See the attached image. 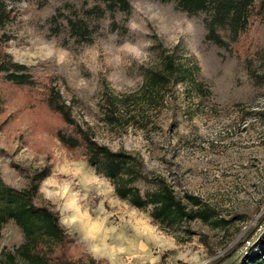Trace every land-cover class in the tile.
I'll list each match as a JSON object with an SVG mask.
<instances>
[{
	"label": "rangeland",
	"instance_id": "rangeland-1",
	"mask_svg": "<svg viewBox=\"0 0 264 264\" xmlns=\"http://www.w3.org/2000/svg\"><path fill=\"white\" fill-rule=\"evenodd\" d=\"M47 2L53 4L54 0ZM5 3L9 19L0 31V53L22 65L34 64L36 71L30 74L37 84L35 91L29 92L6 84L0 76L4 101L0 141L7 145L5 154L0 155V176L6 185L22 190L29 175L55 165L34 202L60 214L69 239L74 233L80 234L76 244L68 247V260L92 264L84 253L89 246L82 238L86 233L97 242V253L113 258L116 264H148L149 260L153 264H235L242 256L239 246L243 238L264 217V20L229 47L241 66L248 68L254 86L242 89L225 106L198 109L203 116L193 124L200 127L201 134L197 135L192 125H183L180 133L173 132L180 135L191 128L190 134L180 135V142L186 141L195 150V155L179 166L171 160L173 148L166 135L180 118L174 105L180 95L176 86L158 100L144 98L142 87L120 96L105 91L99 110L93 105L91 112L73 113L77 122L89 127L95 141H110L112 151L119 149L137 157L149 178H163L177 197H196L212 211L207 222L196 219L165 228L150 222V208L139 210L119 199L107 178L86 167L80 149L67 151L56 141L54 131L62 124L46 110L39 94L51 86L42 68L63 61L65 53L57 51L48 60L53 56L48 50L35 45L17 47L21 33L32 35L22 17L31 14L33 22L42 23L39 18L47 16L50 8L40 11L33 6L44 0L28 1L29 7L24 9L19 7L21 2ZM57 36L58 42L67 41L72 47L63 24ZM158 66L159 62L144 69ZM169 120L173 124L169 125ZM17 145L23 147L14 152ZM137 186L141 190L146 187L142 183ZM81 200L84 207L94 211L95 218L81 215ZM22 242L20 229L11 222L6 224L0 238L1 264H30L15 253ZM6 254L13 256L12 263L7 262Z\"/></svg>",
	"mask_w": 264,
	"mask_h": 264
},
{
	"label": "clouds",
	"instance_id": "clouds-1",
	"mask_svg": "<svg viewBox=\"0 0 264 264\" xmlns=\"http://www.w3.org/2000/svg\"><path fill=\"white\" fill-rule=\"evenodd\" d=\"M33 6L40 11L50 8L49 14L39 18L42 23L33 22L35 18L31 14L22 17L32 35L25 36L21 33L17 47L35 45L48 50L53 54L47 58L48 60H52L57 51L65 53L63 61L42 68V72L48 73L46 78L51 85L49 93L54 90L58 94L57 104L62 101V106L67 109L71 122H66L60 111L50 110L58 113L67 127L80 131V122L75 120L74 111L79 110L76 111V115H81L84 111L91 112L93 105L99 110L100 98L105 91L120 96L132 89L139 90L146 79V74L142 70L149 65L155 66L161 60V50H164L173 56L175 63H187L189 71L195 74L191 82L175 83L180 89V95L174 100L180 118L176 120L178 124L174 129L166 131L168 143L173 148L171 160L179 166L180 162L190 160L195 155V150L186 141L180 142V135L190 134L191 128L180 135H173V132L180 133L183 125H192L196 134H201L200 127L193 124L198 116H203L198 109L204 108L205 111H210V107L225 106L231 103L233 97L242 89L254 86L248 68L241 66L240 61L232 55L226 44L213 38V31L216 32L217 29L223 31V29L208 22L206 11L190 13L182 6L181 0H123V3L121 0H91V3L89 0H54L53 4L44 0L43 4ZM19 7L21 9L29 7L27 0H21ZM94 8H99L102 15H86ZM70 20L82 21L86 26L92 25L87 40L72 35ZM61 22L68 28L71 48L67 46V41L58 42V36L53 34L52 30L57 26L60 27ZM41 32L44 34L38 35ZM37 36L41 41L39 44H36ZM85 54H88L87 57L81 59ZM17 63L15 60L11 61L12 65ZM17 68L23 71H17ZM35 71L34 64L26 63L21 66L0 68V76L6 80L7 76L14 73L29 74ZM168 123L173 124V120H169ZM53 136L67 151L73 150H69L62 143L59 130ZM93 144L109 152L112 151L110 141L97 139ZM20 147L23 146L17 145L13 151H18ZM0 150H4L0 151V155H4L7 150V145L2 141H0ZM83 155L87 157L85 160L87 168L93 169L97 175H104L97 168L90 166L88 152ZM48 168L50 173L39 181L35 194L40 193L41 186L51 175L55 165ZM143 183L149 185L152 181L145 178ZM74 186H78L81 191L75 181ZM136 192L141 200H147L153 194L148 187L142 192L137 189ZM81 196L83 197L82 192ZM121 200L126 201L133 208L136 207L129 197ZM153 204L148 203L147 206L152 207ZM80 212L81 215L95 218L94 211L83 206V200H81ZM147 215L150 222L155 219L150 213ZM63 223L65 222L61 221L60 214H57L58 228H62ZM78 236L79 233H74L70 244H76ZM82 238L88 242L89 246L84 253L91 258L92 264H101V262L116 264L113 258L97 253V242L86 233ZM148 264L153 262L149 260Z\"/></svg>",
	"mask_w": 264,
	"mask_h": 264
},
{
	"label": "trees",
	"instance_id": "trees-1",
	"mask_svg": "<svg viewBox=\"0 0 264 264\" xmlns=\"http://www.w3.org/2000/svg\"><path fill=\"white\" fill-rule=\"evenodd\" d=\"M6 1L18 3L21 0H0V31L9 19V10ZM31 1V0H27ZM123 3V0H121ZM182 6L195 14L199 10L207 12L208 22L212 26H219L223 31H213V38L218 42L230 47L237 44L240 38L246 35L256 23L264 20V0H181ZM102 15L99 8H94L86 15ZM54 23V21H53ZM62 24V23H61ZM72 35L79 36L81 40H87L92 25L84 24L82 21H69ZM61 26V25H60ZM65 26V25H64ZM68 33V28L65 26ZM53 34L60 33V27L52 30ZM161 60L155 69H144L146 74L143 83V97L149 100L163 99L166 90L175 83L189 81L195 78V74L188 69V64H177L172 55L163 51L160 53ZM11 59L4 53H0V68L21 66L11 64ZM17 71L23 69L17 68ZM6 84L25 88L34 92L36 82L32 75L14 73L2 77ZM50 87H45L39 95V100L46 110L57 116L62 127L57 128L60 132L62 143L69 150L80 149L82 154L88 152L89 164L98 171L104 173L114 187L115 195L120 199L129 197L136 209L144 210L150 208V214L155 217L154 221L165 228H175L184 222L200 219L204 222L209 220L212 213L209 207L193 196L185 195L183 198L176 196L170 185L160 177L149 178L143 173L142 162L135 156L124 151H111L99 148L89 127L80 124V131L67 127L58 113L60 111L66 122L70 121L67 109L62 106V101L57 104L58 94L53 90L49 93ZM4 101L0 96V113ZM51 109V110H50ZM76 120V119H75ZM84 156V155H83ZM85 160L87 159L86 156ZM49 175L48 168L35 171L28 176V182L24 189L17 190L6 185L0 176V238L4 226L13 223L23 234V242L16 249L15 253L30 264H83L68 260L67 250L70 239L62 228L57 226V214L45 205L35 204L36 190L39 181ZM147 178L152 181L145 185L143 180ZM136 181V183H132ZM142 183L148 187L153 194L147 200H141L137 185ZM131 189V190H129ZM184 199V201H183ZM148 203H154L148 207ZM248 243V245H247ZM239 248L242 251L241 258L235 264H264V217H261L257 224L245 235ZM247 245V246H246ZM238 248V247H237ZM8 263H12L13 256L6 254ZM1 264V261H0Z\"/></svg>",
	"mask_w": 264,
	"mask_h": 264
}]
</instances>
